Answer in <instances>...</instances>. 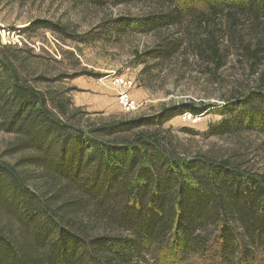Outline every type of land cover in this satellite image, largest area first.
I'll list each match as a JSON object with an SVG mask.
<instances>
[{
	"label": "trees",
	"instance_id": "16d2710c",
	"mask_svg": "<svg viewBox=\"0 0 264 264\" xmlns=\"http://www.w3.org/2000/svg\"><path fill=\"white\" fill-rule=\"evenodd\" d=\"M134 3L146 12L108 20L112 31L105 33L152 37L134 53L146 87L169 63L181 76L191 61L216 76L231 52L223 41L257 75L255 85L221 106L184 100L150 114L95 120L70 89L50 87L62 76L48 77L39 55L0 36V132L14 136L0 155V264H160L164 253L258 264L264 256V172L244 150L188 154L165 127L218 107L221 119L204 136L264 137V0L204 8L118 0ZM43 27L96 40L50 20L26 30Z\"/></svg>",
	"mask_w": 264,
	"mask_h": 264
},
{
	"label": "rangeland",
	"instance_id": "374dc122",
	"mask_svg": "<svg viewBox=\"0 0 264 264\" xmlns=\"http://www.w3.org/2000/svg\"><path fill=\"white\" fill-rule=\"evenodd\" d=\"M178 1L186 3V6L191 8H204L207 2H245V0ZM146 10L145 5L118 4V0H106L102 6L73 0H0V30L5 31L12 45L29 48L33 54L39 55L41 69L48 77L62 76L50 87L70 89L74 103L79 97H93L103 101L102 107H97L96 103H81V107L95 120L109 121L150 114L162 105L184 100L221 106L227 99L236 97L255 85L257 75L249 74L244 60L235 54L232 42L223 41V48H229L231 52L227 56L225 66L216 76L205 74L203 65L195 61L190 62L185 74L181 76L177 67L169 63L161 72H154L155 76L149 82L150 86L146 87V77L139 79L143 64L138 62L134 53L151 46L152 37L129 32L115 38L113 33H105L107 30L112 31L106 27L108 20L122 15L140 16ZM35 20H50L66 25L70 32L76 34L92 32L91 37H95L96 40L81 42L68 34L60 35L45 27L26 30ZM243 28L245 27L240 28V31ZM48 33L54 35L61 43L56 44L61 52L60 59L53 58L43 46H53L47 38ZM25 41L35 45L38 50ZM117 77L134 81L131 88L132 96L142 103L138 111L126 113L121 109L116 87L113 85ZM97 86H102L104 93H99ZM220 119L218 107H215L205 115L177 116L165 127H171L181 149L188 154L207 152L225 156L233 150H244L253 167L264 172L263 136L243 135L225 138L204 136L203 133L209 125ZM13 138L11 134L0 132V155L7 142ZM157 257L160 264H220L217 259L198 255L183 260H174L170 254L165 253ZM257 263L264 264V256H260Z\"/></svg>",
	"mask_w": 264,
	"mask_h": 264
},
{
	"label": "built area",
	"instance_id": "2783aa9c",
	"mask_svg": "<svg viewBox=\"0 0 264 264\" xmlns=\"http://www.w3.org/2000/svg\"><path fill=\"white\" fill-rule=\"evenodd\" d=\"M3 32L0 30V34H2L1 35L2 42L4 44H11L10 38L5 34V31H3ZM7 33L9 34V32H7ZM47 38L52 43L53 46L50 47L48 45H43L46 52L49 53L53 58L60 59L61 58V52L56 47V44L61 45L60 41L54 35H52L50 33L47 34ZM25 42H27V41H25ZM19 44L22 45V43L20 41H19ZM28 44L30 46H32L33 48L37 49V47L35 45H32L30 43H28ZM133 84H134L133 80H128V79H125L123 77H117L113 81V85L116 87V91L118 94V100L120 103V107L126 113L136 112L142 106V103L132 96L131 88H132ZM184 115H188L189 117L194 116L190 113H185ZM197 116H199V115H197ZM194 117H196V116H194Z\"/></svg>",
	"mask_w": 264,
	"mask_h": 264
},
{
	"label": "crops",
	"instance_id": "0c3cea01",
	"mask_svg": "<svg viewBox=\"0 0 264 264\" xmlns=\"http://www.w3.org/2000/svg\"><path fill=\"white\" fill-rule=\"evenodd\" d=\"M96 89L98 90L99 93H104V88L102 86H97ZM103 101H100L97 98H93V97H79L78 101H75V105L76 106H81V103H96L97 107H102L104 103H102ZM78 103V104H76Z\"/></svg>",
	"mask_w": 264,
	"mask_h": 264
}]
</instances>
